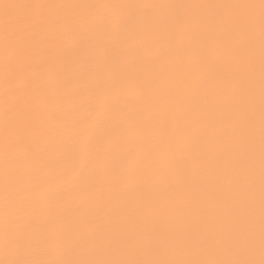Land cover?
<instances>
[{"label":"bare ground","instance_id":"6f19581e","mask_svg":"<svg viewBox=\"0 0 264 264\" xmlns=\"http://www.w3.org/2000/svg\"><path fill=\"white\" fill-rule=\"evenodd\" d=\"M262 259L260 0H0V264Z\"/></svg>","mask_w":264,"mask_h":264},{"label":"snow or ice","instance_id":"6c2138e0","mask_svg":"<svg viewBox=\"0 0 264 264\" xmlns=\"http://www.w3.org/2000/svg\"><path fill=\"white\" fill-rule=\"evenodd\" d=\"M260 7L262 10V28H264V0H260ZM6 264H69V262H6ZM86 264H96V262H86ZM226 264H255V262H226ZM259 264H264V259Z\"/></svg>","mask_w":264,"mask_h":264}]
</instances>
